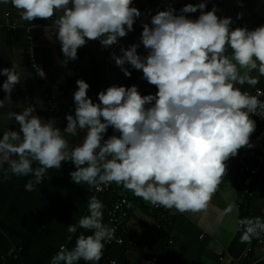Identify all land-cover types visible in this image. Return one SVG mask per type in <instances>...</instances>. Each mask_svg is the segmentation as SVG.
Segmentation results:
<instances>
[{
	"label": "clouds",
	"instance_id": "1",
	"mask_svg": "<svg viewBox=\"0 0 264 264\" xmlns=\"http://www.w3.org/2000/svg\"><path fill=\"white\" fill-rule=\"evenodd\" d=\"M211 2L198 0L177 9L176 0H164L163 10L157 6L142 13L135 0H0L30 24L55 18V38L67 63L79 59V49L97 42L124 77L141 72L140 79L156 89L142 94L138 85L113 83L94 100L89 83L77 79L73 112L65 115L63 130L55 118L39 116L36 105L8 111L19 128L0 130V183L31 177L24 190L32 192L49 170L71 163V182L89 191L115 184L168 210L206 209L227 175V162L240 149L256 146L252 117L264 120L261 94L242 90L264 77V24L237 26L244 12L235 19L219 15L216 4L207 10ZM236 3L245 7L243 0ZM137 21L139 41L125 46L121 39L135 31ZM141 47L146 54L138 51ZM0 76L6 77L0 85L5 93L0 110L5 111L14 103L21 73L12 66L0 69ZM39 77L46 78L41 68ZM65 133L86 134L72 147ZM104 207L96 196L88 199V214L68 225L67 239L84 231L71 249L61 245L49 264H99L105 246L116 239V228L103 222ZM223 212L238 213V206L229 203ZM234 230L240 232V243L250 245L264 239V218L237 219Z\"/></svg>",
	"mask_w": 264,
	"mask_h": 264
},
{
	"label": "crops",
	"instance_id": "2",
	"mask_svg": "<svg viewBox=\"0 0 264 264\" xmlns=\"http://www.w3.org/2000/svg\"><path fill=\"white\" fill-rule=\"evenodd\" d=\"M185 1L198 2L176 0L174 6L179 9ZM163 2L135 0L142 13L157 6L163 10ZM243 3L242 9L236 0H212L207 10L216 4L221 9L219 15L233 19L237 12H244L243 19L236 22L237 26L247 24L249 28H255L264 24V0H243ZM53 19H36L30 24L21 20L19 12L11 5H0V23L18 26L14 32H0V69L14 66L21 73V84L12 93L14 103L10 109L0 110V130L18 129L19 125L9 119L7 112H20L29 105H36L37 114L42 118H55L56 126L63 130L65 115L73 112L72 92L76 90L77 79L89 83L88 94L95 100L96 94L111 84L131 86L142 75L133 70L131 78L124 77L110 60L109 51L97 42H89L78 50V60L67 63L55 34L51 33ZM27 28L31 29L29 35ZM134 28L135 31L121 39L125 46L139 41L142 31L139 21ZM138 51L146 54L142 47ZM30 57L45 72V80L35 77L28 63ZM5 79L0 76V85ZM255 87L264 89V77L255 86L245 84L242 90L251 94ZM46 94L53 99L54 113L48 111ZM4 96L0 88V99ZM41 105L43 110L39 108ZM85 134L71 136L65 133L70 145L80 143ZM111 134L109 129L108 135ZM74 170L73 166L67 168L66 163L61 169L49 170L44 182L32 192L24 190L31 177L13 176L0 183V264H49L61 245L71 249L75 246L76 236L84 231L79 229L71 241L67 239L68 225L77 224L81 216L88 214V199L96 196L103 202L105 211L112 194L128 203L127 220L121 234L123 246L105 247L99 264H111L113 260L116 264H166L168 260L176 264H225L227 257L239 258L249 246L252 249L247 264H264V244L254 239L252 245L240 243V232L234 230L237 219L264 218L263 187L244 189L238 179L225 176L206 209L185 213L168 209L156 212L150 209L148 202L122 187L114 185L110 194L100 196L94 190L89 191L87 185H75L69 176ZM229 203L238 206V213L224 214ZM103 222L107 224L105 212ZM85 235L91 233L85 232ZM80 264L85 262L80 261Z\"/></svg>",
	"mask_w": 264,
	"mask_h": 264
},
{
	"label": "built area",
	"instance_id": "3",
	"mask_svg": "<svg viewBox=\"0 0 264 264\" xmlns=\"http://www.w3.org/2000/svg\"><path fill=\"white\" fill-rule=\"evenodd\" d=\"M189 3L188 1L184 2L183 4ZM182 6V5H181ZM18 26L16 23H12L9 25H2L0 23V32H14ZM31 32V29L27 28L26 33L29 35ZM52 34H55V28L53 27ZM117 52V48L115 49ZM110 56V53L109 55ZM29 66L34 73L35 77L39 78L40 80H45L47 78L42 79L39 77V71L40 66L38 63L30 57L28 60ZM45 73V72H44ZM135 85L139 86V89L142 94H149L154 93L156 91L155 86L148 85L145 81H142L140 78L136 82ZM257 93H260V98L264 100V89L255 87L253 91L251 92L252 95H256ZM45 102L48 108L49 113L55 112V106L53 104V99L50 97V95L46 94L44 96ZM257 124V128L255 133L251 137V142H253L256 146L252 149H240L239 154L231 158L227 164H228V170L226 176H232L236 179H238L244 189H250L254 186H260L264 188V120L260 119L259 117H252ZM259 138V139H258ZM70 146L74 147L76 144H71ZM67 168H71V163H66ZM111 186H108L104 188L103 191L96 192L97 195H106L111 192ZM127 200L124 198H117L109 207L107 213H106V221L107 225L111 227L116 228V239L113 240L111 243L107 244L105 247H122L123 246V239H122V230L123 226L127 220ZM150 209L156 212H162L165 210V208L160 206H154L149 203ZM256 242L264 244V239L262 240H256ZM251 247L249 246L248 249L242 253V255L239 258L234 257H227V260L225 261V264H247L249 262V253L251 251ZM220 261H224L223 258L219 259Z\"/></svg>",
	"mask_w": 264,
	"mask_h": 264
},
{
	"label": "trees",
	"instance_id": "4",
	"mask_svg": "<svg viewBox=\"0 0 264 264\" xmlns=\"http://www.w3.org/2000/svg\"><path fill=\"white\" fill-rule=\"evenodd\" d=\"M189 3H190V1H189ZM114 185L115 184H112V190H114ZM111 190V191H112ZM124 190V189H123ZM110 194V193H109ZM110 196V200H109V202H108V205L106 206V208H105V217H106V213H107V211H108V209H109V207H110V205L116 200V198H118V197H116L114 194H112V195H109ZM123 197H125L126 198V195H124ZM253 244V243H252ZM251 244V245H252ZM163 263H165V262H163ZM166 264H176L174 261H171V260H168V261H166Z\"/></svg>",
	"mask_w": 264,
	"mask_h": 264
}]
</instances>
